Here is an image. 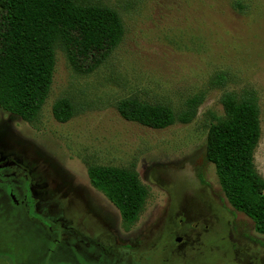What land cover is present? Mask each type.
<instances>
[{"label": "rangeland", "instance_id": "1", "mask_svg": "<svg viewBox=\"0 0 264 264\" xmlns=\"http://www.w3.org/2000/svg\"><path fill=\"white\" fill-rule=\"evenodd\" d=\"M77 1L116 10L124 33L87 74L58 46L31 122L0 108V264H264V233L229 204L205 157L221 95L253 94L264 178V0ZM197 94L196 116L162 129L116 109L137 96L177 113ZM60 97L75 108L66 122L52 113ZM92 164L137 173L148 195L133 224L92 186Z\"/></svg>", "mask_w": 264, "mask_h": 264}, {"label": "trees", "instance_id": "2", "mask_svg": "<svg viewBox=\"0 0 264 264\" xmlns=\"http://www.w3.org/2000/svg\"><path fill=\"white\" fill-rule=\"evenodd\" d=\"M123 22L116 10L77 0H0V108L31 122L50 91L55 51L61 46L72 69L87 74L99 67L121 41ZM203 95L188 98L179 112L164 103L137 96L121 98L116 109L124 119L162 129L188 123ZM224 115L210 123L205 157L215 168L219 185L237 211L264 233V178L254 165L260 137L259 107L253 94L232 91L220 97ZM52 113L66 122L75 113L68 97L58 98ZM89 181L118 209L126 227L133 224L148 195L136 172L92 164Z\"/></svg>", "mask_w": 264, "mask_h": 264}, {"label": "flooded vegetation", "instance_id": "3", "mask_svg": "<svg viewBox=\"0 0 264 264\" xmlns=\"http://www.w3.org/2000/svg\"><path fill=\"white\" fill-rule=\"evenodd\" d=\"M50 227H51V225H50ZM68 232H72V231H68ZM72 235L73 236H76L75 232H72Z\"/></svg>", "mask_w": 264, "mask_h": 264}, {"label": "water", "instance_id": "4", "mask_svg": "<svg viewBox=\"0 0 264 264\" xmlns=\"http://www.w3.org/2000/svg\"><path fill=\"white\" fill-rule=\"evenodd\" d=\"M180 239H181L180 237H177V238H176L177 241H180Z\"/></svg>", "mask_w": 264, "mask_h": 264}]
</instances>
